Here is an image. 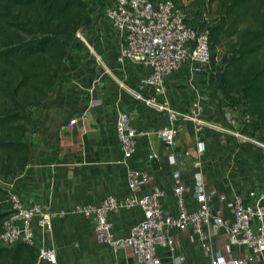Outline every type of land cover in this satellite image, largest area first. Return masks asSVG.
<instances>
[{
    "label": "built area",
    "instance_id": "built-area-1",
    "mask_svg": "<svg viewBox=\"0 0 264 264\" xmlns=\"http://www.w3.org/2000/svg\"><path fill=\"white\" fill-rule=\"evenodd\" d=\"M111 37L115 40L114 47ZM71 41L82 47L81 68L91 75L84 79L72 77V86L85 96L80 101L84 108L78 110L79 105L71 111L63 127L72 129L97 104L96 78L92 73L98 68L136 101L164 118L152 134L165 148L164 162L171 170L168 189L154 182L149 159L155 156L147 151L148 166L131 167L125 173L123 196L106 194L95 203L77 202L66 212L90 224L96 244L106 246L112 254L128 251L135 264H159L161 248L172 255L178 233H191L198 248L208 253L210 264H264V182L259 188H245L242 194L229 196L208 187L203 171L202 157L207 148L205 129L220 133L225 141H232V146L248 145L264 157V141L248 136L243 129L246 125L252 131L246 115L222 108L218 110L221 122L204 118L199 78L207 75L210 86L215 89L221 69V66H212L207 28L190 22L183 8L171 0H111L104 6L96 2L91 6ZM101 47L105 48L110 63L123 74L128 67L143 72L133 88L114 79L112 69L98 51ZM180 71L190 93L187 110L175 108L166 95L165 80ZM112 108L113 135L121 161L125 163L137 153L139 139L147 132L138 130L129 113L118 104L114 103ZM235 112L242 124L233 115ZM181 121L191 124L193 145L188 148L195 153V157H190L188 148L181 149V157L190 159L185 177L176 168L175 156L177 125ZM6 194L0 246L23 242L34 248L35 264L41 261L56 264V249L48 237L58 213L42 202L24 200L15 192ZM166 197L170 207H165ZM129 210L136 211L138 218L124 234L115 235L110 216ZM216 239L223 240L222 251L214 250ZM173 261L182 264L176 256Z\"/></svg>",
    "mask_w": 264,
    "mask_h": 264
},
{
    "label": "crops",
    "instance_id": "crops-1",
    "mask_svg": "<svg viewBox=\"0 0 264 264\" xmlns=\"http://www.w3.org/2000/svg\"><path fill=\"white\" fill-rule=\"evenodd\" d=\"M110 42L114 47V37H111ZM104 49L101 47L98 51L104 63L112 69L114 79L121 80L122 85L129 89L133 88L143 72L138 68L128 67L123 74L110 63ZM62 66L63 63L58 71L63 70ZM68 72L66 85L58 86L56 81L48 96L54 95L51 96V101L59 110V117L62 119V127L57 131L56 141L48 145L41 139H35L33 143L27 144L30 149L29 161L21 173L13 176L12 187L22 199L42 202L51 211L58 213L48 237L56 249V264H135L128 251L112 254L106 246L96 244L90 224L80 216L71 215L66 211L74 203H95L106 194L123 196L126 192L125 173L131 167L148 166L145 158L147 151L154 154L159 165L156 170L150 169L152 180L168 189L171 168L164 162L167 152L152 134L165 120L136 101L112 77L101 74L97 68L92 73V76L95 75L93 78H96L94 96L97 104L87 111L84 119L77 122L72 129H65L63 123L71 116V111L77 110L79 105L78 110L84 108L80 101H84L85 96L72 86V77L84 79L91 75H87L86 70L78 66ZM165 87L166 95L173 106L187 110L190 93L184 82L183 71L167 77ZM58 89L60 92H57ZM199 89L203 96L204 118L221 122L215 106L217 91L210 86L207 75L203 79L199 78ZM114 103L129 113L138 130L147 132L139 139L140 147L137 153L125 163L121 161L113 135ZM177 128L176 168L180 169L185 177L187 174L184 164L189 158H182L180 154L181 149L193 145L192 129L191 124L185 121L179 122ZM203 137L207 142L206 150L208 149L203 160L208 187L231 196L242 194L245 188L261 186L264 182V157L260 156L256 149L249 148L248 145L233 148L229 144L228 151L218 156V152L226 148L224 137L208 129L203 131ZM164 204L165 207L171 206L168 197L165 198ZM217 206L219 208V205ZM137 218V212L132 210L110 216L115 235L124 234ZM175 241L172 255L165 248L159 250V264H175L173 256L182 264H210L208 253L198 248L191 233H178ZM222 244V239H216L214 250L222 251ZM241 252L244 253V250ZM35 263L36 259L33 264ZM38 264L47 263L41 261Z\"/></svg>",
    "mask_w": 264,
    "mask_h": 264
},
{
    "label": "trees",
    "instance_id": "trees-1",
    "mask_svg": "<svg viewBox=\"0 0 264 264\" xmlns=\"http://www.w3.org/2000/svg\"><path fill=\"white\" fill-rule=\"evenodd\" d=\"M202 7L207 17L196 25L207 28L210 49L225 55L215 106L246 115L251 133L264 141V0H204ZM86 13L85 0H0V176L13 177L28 163V111L53 91ZM6 195L0 187V200ZM34 259L26 243L0 246V264Z\"/></svg>",
    "mask_w": 264,
    "mask_h": 264
},
{
    "label": "rangeland",
    "instance_id": "rangeland-1",
    "mask_svg": "<svg viewBox=\"0 0 264 264\" xmlns=\"http://www.w3.org/2000/svg\"><path fill=\"white\" fill-rule=\"evenodd\" d=\"M110 1L111 0H85V10L89 12L91 6L95 4V2L100 3L102 6H104L106 3ZM171 1L181 6L185 11V13L187 14L189 21L194 24L200 22L201 19L203 18L205 19L207 17V12L205 11L204 7H202V2L204 0H171ZM222 51H223L222 49L211 50L212 66L214 67L222 66L223 62L225 61V55L222 53ZM82 55H83L82 47H80V45L75 41L70 40L69 54L63 60V66H62L63 70L57 72L58 86L66 85V81H67L66 75L69 74L68 71L71 70V68L75 66L81 68ZM57 92H60V89H58ZM53 93H55V91ZM51 96L48 97V99L40 106L36 108H32L28 111L31 124L29 125L28 130L24 136V140L27 144L33 143L35 139L38 140L41 139V141L47 143L48 145L51 144V142L56 141L57 131L62 127V119H60L59 117V110H57L53 106V103L51 101ZM233 115H235L238 123L242 124L239 115H237L236 112ZM243 129L248 136L257 138L255 135L251 133V131L248 129L246 125H243ZM231 143L232 141H225L226 148L225 149L223 148L222 151L220 150L218 152V156L222 155L223 153H226L228 151L227 147ZM237 145H242V143H235L233 144V147L236 148ZM30 147H32V145H30ZM207 150H205V152L203 153V157H202L203 160H204V155L207 153ZM187 163L184 164L186 168V172L189 171V166ZM186 172L185 174L188 173ZM12 178L13 177H9L7 175L0 176V187L4 189L6 193L15 192L14 188L12 187V183H13ZM6 209H7V198L5 197L2 200H0V211H4Z\"/></svg>",
    "mask_w": 264,
    "mask_h": 264
},
{
    "label": "water",
    "instance_id": "water-1",
    "mask_svg": "<svg viewBox=\"0 0 264 264\" xmlns=\"http://www.w3.org/2000/svg\"><path fill=\"white\" fill-rule=\"evenodd\" d=\"M186 152L190 157H195V153L192 150V148L186 149ZM149 154L152 155V152L149 151ZM188 164L190 165V159H188ZM149 165H150L151 170H156L159 166L158 162L155 160L153 156L149 159Z\"/></svg>",
    "mask_w": 264,
    "mask_h": 264
}]
</instances>
